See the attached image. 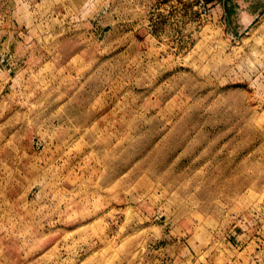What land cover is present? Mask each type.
<instances>
[{
	"label": "rangeland",
	"instance_id": "obj_1",
	"mask_svg": "<svg viewBox=\"0 0 264 264\" xmlns=\"http://www.w3.org/2000/svg\"><path fill=\"white\" fill-rule=\"evenodd\" d=\"M255 244L264 0H0V264H239Z\"/></svg>",
	"mask_w": 264,
	"mask_h": 264
},
{
	"label": "built area",
	"instance_id": "obj_2",
	"mask_svg": "<svg viewBox=\"0 0 264 264\" xmlns=\"http://www.w3.org/2000/svg\"><path fill=\"white\" fill-rule=\"evenodd\" d=\"M252 240L254 243H256V240H259V238L253 236L250 239V242H252ZM239 264H264V247L259 245L253 246V248L248 253L246 261Z\"/></svg>",
	"mask_w": 264,
	"mask_h": 264
},
{
	"label": "crops",
	"instance_id": "obj_3",
	"mask_svg": "<svg viewBox=\"0 0 264 264\" xmlns=\"http://www.w3.org/2000/svg\"><path fill=\"white\" fill-rule=\"evenodd\" d=\"M243 242H246L245 240Z\"/></svg>",
	"mask_w": 264,
	"mask_h": 264
}]
</instances>
